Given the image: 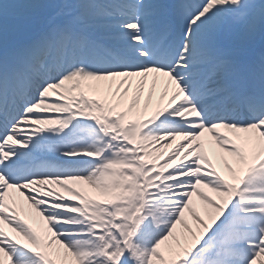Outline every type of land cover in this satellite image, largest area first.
I'll list each match as a JSON object with an SVG mask.
<instances>
[{"label": "snow or ice", "instance_id": "snow-or-ice-1", "mask_svg": "<svg viewBox=\"0 0 264 264\" xmlns=\"http://www.w3.org/2000/svg\"><path fill=\"white\" fill-rule=\"evenodd\" d=\"M0 264H264V0H0Z\"/></svg>", "mask_w": 264, "mask_h": 264}]
</instances>
